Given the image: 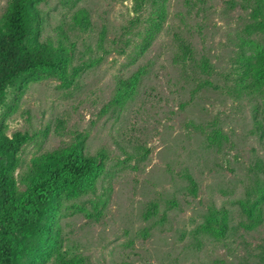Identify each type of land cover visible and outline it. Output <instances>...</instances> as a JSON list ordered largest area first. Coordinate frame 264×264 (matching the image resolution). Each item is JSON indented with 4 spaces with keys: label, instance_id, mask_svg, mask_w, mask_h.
Segmentation results:
<instances>
[{
    "label": "rangeland",
    "instance_id": "rangeland-1",
    "mask_svg": "<svg viewBox=\"0 0 264 264\" xmlns=\"http://www.w3.org/2000/svg\"><path fill=\"white\" fill-rule=\"evenodd\" d=\"M7 1L0 0V15ZM228 1L145 0L137 10L134 0L39 4L45 16L39 40L55 42L60 28L75 45L72 65L81 69L67 87L50 77L28 83L5 117L4 132L31 136L17 154L22 169L34 155L64 147L76 134L84 137L85 154L102 151L105 157L92 196L101 200L96 217H88L91 196L60 200L55 248L65 259L79 258V264H264V202L261 222L251 230L241 223L238 207L246 189L264 187V84L246 96L236 93L235 82L238 44L246 40L253 49L264 45V35L245 34L248 10L229 8ZM157 4L164 11L160 30L136 56L143 19L149 20ZM79 8L88 13L87 33L68 29L70 14ZM100 31L102 49L96 48ZM176 39L191 47L193 58L208 59L213 68L209 85H199L196 76L191 80L189 63L172 61ZM142 65L145 74L132 99L120 110L101 113L116 78L125 79ZM213 129L224 135L219 147L206 143ZM257 161L261 172L254 169ZM186 175L194 183L193 195ZM209 208L226 212L224 238L199 231Z\"/></svg>",
    "mask_w": 264,
    "mask_h": 264
},
{
    "label": "trees",
    "instance_id": "trees-1",
    "mask_svg": "<svg viewBox=\"0 0 264 264\" xmlns=\"http://www.w3.org/2000/svg\"><path fill=\"white\" fill-rule=\"evenodd\" d=\"M43 1L8 0L0 15V107L3 108L0 113V264H79V258L65 259L55 248L60 242L56 221L60 200L95 196L97 181L105 168L103 152L93 156L85 154L84 137L76 134L66 146L34 155L22 169L17 154L25 143L31 141V136L19 131L7 136L4 132L5 117L28 83L50 77L67 87L81 69L72 65L75 45L68 42L60 28H57L55 42L39 40L45 21L39 8ZM134 2L137 10L145 0ZM227 4L229 8L238 5L243 11L248 10L249 21L243 29L245 34L253 30L264 35V0H230ZM152 12L148 14L149 20L143 19L145 25L141 37L139 35L140 43L133 49L136 56L143 54L149 41L160 30L164 16L162 6L157 4L156 11ZM69 19L68 29L80 33L90 30L84 8L72 12ZM102 40L100 31L96 48L102 49ZM176 41L177 51L172 61L182 65L189 63L194 75L191 80L194 82L196 76L199 85H209L206 78L212 74L213 68L208 59L203 56L193 58L191 47L182 39ZM251 45L242 40L235 56L238 71L235 73L236 93L246 96L259 92L264 84V45H253V49L249 47ZM145 69L146 65H142L125 79L117 77L114 93L101 113L108 109H122L134 96ZM200 76L205 78L200 79ZM222 140L224 135L217 129L206 136L209 147H219ZM19 168L20 172L15 174ZM262 168L260 161L255 162V171L261 172ZM185 177L193 195L194 183L188 175ZM100 202L97 196L87 201L88 217L99 214ZM263 202L264 187L255 184L253 189L245 190L244 198L238 202L244 228L251 230L261 222ZM227 228L226 212L209 208L199 231L213 239H221Z\"/></svg>",
    "mask_w": 264,
    "mask_h": 264
}]
</instances>
